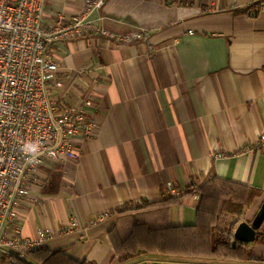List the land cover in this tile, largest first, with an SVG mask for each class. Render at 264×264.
Returning <instances> with one entry per match:
<instances>
[{"label": "crops", "instance_id": "0c3cea01", "mask_svg": "<svg viewBox=\"0 0 264 264\" xmlns=\"http://www.w3.org/2000/svg\"><path fill=\"white\" fill-rule=\"evenodd\" d=\"M86 1L47 0L46 18L79 14ZM253 9L258 15L248 14ZM101 16L111 31L145 35L91 34L57 45L62 67L86 68L82 91L94 97L100 131L81 141L77 160L42 169V183L19 207L22 234L51 229L46 245L80 261L148 262L161 254H114L109 231L118 210L159 201L173 187L185 193L213 175L261 191L239 218L252 222L264 204V0H106L90 19ZM54 169L59 179L49 175ZM198 204L197 191L185 195L170 223L196 224ZM103 211L116 214L63 233L72 219L90 224Z\"/></svg>", "mask_w": 264, "mask_h": 264}, {"label": "built area", "instance_id": "2783aa9c", "mask_svg": "<svg viewBox=\"0 0 264 264\" xmlns=\"http://www.w3.org/2000/svg\"><path fill=\"white\" fill-rule=\"evenodd\" d=\"M46 1L0 0V256L9 253L21 259L55 237L51 229L26 237L18 224L19 207L42 183V169L77 160L81 141L100 131L91 112L94 97L82 91L89 87L80 82L86 68L72 73L62 67L57 45L91 34L117 41L145 35L142 29L121 35L102 25V16L90 19L106 0H87L79 14L58 13L51 20L46 18ZM258 13L259 9L248 11L250 16ZM259 144L264 147V133ZM115 214L100 212L90 224L74 218L63 233L87 230Z\"/></svg>", "mask_w": 264, "mask_h": 264}, {"label": "trees", "instance_id": "16d2710c", "mask_svg": "<svg viewBox=\"0 0 264 264\" xmlns=\"http://www.w3.org/2000/svg\"><path fill=\"white\" fill-rule=\"evenodd\" d=\"M59 174L56 169L49 172L54 179H59ZM174 189L177 193L162 190L163 197L159 201L140 208L118 210L116 224L109 231L115 255L143 249L155 254L264 263V233L252 243L238 241L233 244L234 227L261 191L217 175L200 186L191 185L185 193ZM196 191L199 193L196 224L172 225L169 210L180 204L185 195ZM27 258L2 253L0 264H33L31 261L36 264H96L77 260L67 250L48 245L28 251Z\"/></svg>", "mask_w": 264, "mask_h": 264}, {"label": "water", "instance_id": "95a60500", "mask_svg": "<svg viewBox=\"0 0 264 264\" xmlns=\"http://www.w3.org/2000/svg\"><path fill=\"white\" fill-rule=\"evenodd\" d=\"M263 222H264V204L260 212L257 214V216L252 220V222H248L244 220L237 224L233 233V237H234L233 244L236 245L238 241L244 243H252L255 240H257L259 235L263 233L261 231Z\"/></svg>", "mask_w": 264, "mask_h": 264}, {"label": "rangeland", "instance_id": "374dc122", "mask_svg": "<svg viewBox=\"0 0 264 264\" xmlns=\"http://www.w3.org/2000/svg\"><path fill=\"white\" fill-rule=\"evenodd\" d=\"M226 260L227 259H221V258H205V257H197V256L161 254L159 256H155L153 259L149 260L148 262H144L141 264H245V263H236L238 261L229 262L233 260H229V261Z\"/></svg>", "mask_w": 264, "mask_h": 264}]
</instances>
